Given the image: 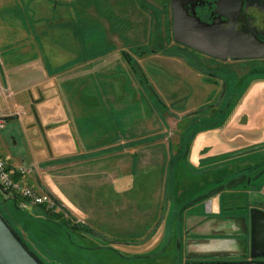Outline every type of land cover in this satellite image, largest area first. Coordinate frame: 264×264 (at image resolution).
I'll use <instances>...</instances> for the list:
<instances>
[{"label":"crops","instance_id":"1","mask_svg":"<svg viewBox=\"0 0 264 264\" xmlns=\"http://www.w3.org/2000/svg\"><path fill=\"white\" fill-rule=\"evenodd\" d=\"M102 3L105 9L98 10L91 0H24V12L21 1L0 0V108L6 120L4 129L0 130V154L12 176L48 194L58 204L57 211H69L76 218L99 226L105 225L111 216L118 227H110L109 231L120 232L127 222V206L134 213L139 211L145 193L146 199L157 200L154 193L161 180L151 171L158 167L155 152L158 145L140 147L143 136L156 134L151 127H142L147 116L123 125L120 115L111 113L114 108L107 103L108 94L92 97L90 81L94 73L105 74L107 78L103 80L107 83L114 81L113 66L121 68L127 77V49H143L144 39L151 40V25L155 21L147 5L142 10L134 0H102ZM160 12L164 30H168L163 5ZM130 13L141 14L140 19L130 18ZM143 13H146L144 18ZM93 23L100 26L101 40L107 43L105 49L96 53V58L89 29ZM150 49L151 54L157 50ZM238 63L240 69L247 71V65H240L246 62ZM208 79L204 78L203 82H211ZM153 83H148L152 91L147 100L143 99L145 103L150 104L153 99L158 102ZM142 86L139 81V88ZM172 91L173 95L175 90ZM114 100L113 97L114 107H120L119 101ZM257 118L259 121L254 126L231 120L222 129L232 139L228 143L231 146H225L227 150H236L234 143L257 144L255 150L264 147V108ZM128 138L131 142H127ZM196 144L192 150L201 154L223 152L220 141L195 148ZM169 147L170 144L168 151ZM248 147L245 150L249 151ZM141 150L149 153L145 156ZM20 169L25 172L21 173ZM136 170L147 171L149 191L142 192L143 185H139L141 189L126 185L122 175ZM151 208L156 209V205ZM194 214L191 220L187 219L188 225L204 218L198 212ZM214 225V221L203 223L197 231L211 234L197 238V242L217 246L209 251L232 250L233 246L227 247L230 240L215 239L219 235Z\"/></svg>","mask_w":264,"mask_h":264},{"label":"rangeland","instance_id":"2","mask_svg":"<svg viewBox=\"0 0 264 264\" xmlns=\"http://www.w3.org/2000/svg\"><path fill=\"white\" fill-rule=\"evenodd\" d=\"M19 1L23 3L21 8L25 12L24 0ZM134 1L138 2V6L140 3L142 10L146 8L145 0ZM146 1L150 3L147 8L155 21L151 25L152 37L149 42L144 39L146 45L143 49L137 50L136 47L127 49L125 61L127 77L122 74L121 68L113 66L111 72L115 75V78H112L114 81L107 83L103 80V77L107 78L105 74L94 73L90 82L92 97L97 99L108 94L107 103L114 108V112L112 108L110 111L120 115L123 125L128 126V123L133 121L131 119L147 116L142 127H151L156 135L143 136L140 147L147 145L153 148L154 144L158 145L155 151L158 169L154 168L151 171L159 175L158 181L161 180L154 193L157 200L155 202L146 199L145 193L146 196L141 198V209L139 210V205L137 206L139 211L136 210L134 213V210H129L127 206V222L120 232L109 231L118 224L111 216L107 217L105 225L99 226L90 224L83 218L78 219L69 211L65 213L60 210V216L54 217L44 209L27 206L19 214V219H16L17 213L8 211L17 222L21 236L24 240L26 237L30 247L47 264H196L193 263V257L186 255L207 253L212 246H217L186 238L182 241L183 246L178 250L171 240H167L169 226L173 224L177 228L174 224L176 221L172 222L171 209H179L182 204L215 189L218 175H230L235 170L219 169L215 167L216 164L229 166L242 162L253 163L256 159L257 144L248 142V145H240L232 141L236 150H227L231 146L228 143L232 139L224 135L226 133L222 129L231 120L246 123L248 126H254L259 121L257 117L262 114L264 108L263 65L256 60L240 63L241 66L247 65V71L234 64L221 66L212 59L180 48L172 41L170 35L169 14L166 16L169 32L164 36L166 29L164 30V19L160 12L162 0ZM91 2L98 10L105 9L102 0H91ZM134 14L136 13H130V18L140 19L141 14ZM145 15L146 13H143L142 17L144 18ZM89 29L92 31L91 47L96 58L98 56L96 53L105 49L107 43L101 40L103 32L98 24L93 23ZM151 47L157 49L152 54L148 52ZM143 50L147 52L140 54ZM232 69H237L238 74ZM239 74L243 76L239 78ZM143 77L147 79V83L142 82L141 90L139 81ZM208 77L218 80L215 83L203 82V79ZM222 80L225 81L226 87L222 95L218 96L222 90ZM149 81L155 82L153 88L158 98V102H155L152 97L150 104L143 102L152 91L151 85H148ZM182 83L186 84L181 87ZM172 90H175L173 95ZM113 97L114 101H119L120 107H114ZM140 97L142 102H139ZM209 105H212V108L197 115L193 113L198 108ZM248 140L251 141L250 138ZM219 141L223 149L221 154L214 155L211 152L209 154L213 156H209L207 153L201 154L192 150L195 143H197L196 148L198 145L217 144ZM127 142H131V139L128 138ZM169 144L170 151L167 150ZM246 146H250L249 151L245 150ZM148 153L145 150L143 155L146 156ZM137 171L122 175L125 177L126 185L131 187L143 185L142 192L149 191L148 180L145 178L147 171ZM212 198L213 196L210 199ZM204 204L205 201H201L187 206V212L207 214L203 210ZM154 205L156 209L151 208ZM72 225L76 228H71ZM213 237L208 239L211 240ZM229 246L232 245L227 247ZM109 247L114 248L118 253Z\"/></svg>","mask_w":264,"mask_h":264},{"label":"flooded vegetation","instance_id":"3","mask_svg":"<svg viewBox=\"0 0 264 264\" xmlns=\"http://www.w3.org/2000/svg\"><path fill=\"white\" fill-rule=\"evenodd\" d=\"M215 1L216 0H190V3L195 5L197 14L202 19H206L209 15V11L215 8ZM162 5L164 6V10H166L167 15L169 14L171 18L170 0H162ZM261 9H264V0H247V17H250L252 13L260 15ZM248 24L249 28H254L253 30L259 39H264V12H262V16H259L258 19L251 20ZM261 24L263 28L261 27ZM166 32H168V30H166ZM177 45H179L182 49L192 51L193 53L196 52L206 58L212 59L221 66L230 64L236 65L238 62H249L251 60H256L264 66V57L220 60L184 47L180 44ZM228 61L232 63H227ZM136 66L140 70L137 62ZM232 71L236 72L235 74H238L237 70L232 69ZM213 76L219 77L220 75ZM238 76L241 78L242 74H239ZM208 78L211 79V83H215L218 80L217 78H214V80H212L213 78L211 77ZM140 81L147 83V79L144 77L143 79H140ZM224 82L225 81L222 83V90L218 96L222 95L224 87H226ZM209 108H212V105L198 108L193 113L197 115ZM256 152V159L253 163L242 162L229 166L219 165L218 163V165H216V168L219 169L225 168L227 171H232V169L235 170L230 175H218L216 178V188H223L215 193L212 199L204 198L198 201H205L203 210H205L207 214H201L202 216L204 215V218H201L200 220L195 219V222L188 225L187 219L190 217L191 220V218L196 215L194 214L196 211L187 212L188 207H185L181 212H179L181 207L179 209H171L170 215L173 216L172 222L176 221L174 224H176L177 228H175V225L173 224L169 226L167 240H171L178 250L183 246L182 241L188 236H191L190 238L197 241V238L211 234L209 232L197 231L203 223L209 221H214V226L216 227V230H218L216 235H219V237H215V239L221 237L230 240L229 243L233 246L232 250L220 248L198 255L187 254V257L194 258L193 263L212 264L225 261L243 262L250 260H264L263 256L251 257L250 255V210L252 208H257L264 212V147L258 148ZM233 181L241 182L237 183L233 188H228L227 184ZM207 200H210V202L207 203ZM183 205L185 204H182L181 206Z\"/></svg>","mask_w":264,"mask_h":264},{"label":"water","instance_id":"4","mask_svg":"<svg viewBox=\"0 0 264 264\" xmlns=\"http://www.w3.org/2000/svg\"><path fill=\"white\" fill-rule=\"evenodd\" d=\"M214 5L215 8L209 11L208 17L202 19L190 0H170L171 36L174 43L220 60L263 58L264 39H259L254 28H249L248 23L262 16L264 9H261L260 15L252 13L247 17V0H216ZM239 182L241 181L229 182L227 187L233 188ZM222 188H215L189 201L179 212L204 198L210 199ZM208 202L210 200H207ZM250 223V255L264 256V212L252 208ZM0 264H45L23 241L1 209ZM212 264H264V260L225 261Z\"/></svg>","mask_w":264,"mask_h":264},{"label":"built area","instance_id":"5","mask_svg":"<svg viewBox=\"0 0 264 264\" xmlns=\"http://www.w3.org/2000/svg\"><path fill=\"white\" fill-rule=\"evenodd\" d=\"M6 125L5 114L0 108V130ZM21 173L25 169H20ZM0 199L5 202L15 200L21 209L27 206H44L46 210L55 212L59 210L58 204L45 193L36 191L31 186L19 179H15L7 169L6 164L0 154Z\"/></svg>","mask_w":264,"mask_h":264},{"label":"trees","instance_id":"6","mask_svg":"<svg viewBox=\"0 0 264 264\" xmlns=\"http://www.w3.org/2000/svg\"><path fill=\"white\" fill-rule=\"evenodd\" d=\"M6 206H7L8 208H6ZM2 208H3V209H2ZM4 208H5V210H4ZM39 208H40V209H44V210H46L44 206H39ZM0 209H1L2 213L4 214V216L9 220V222L12 224V226H13V227L15 228V230L18 232V234L21 236V234H20V232H19V230H18V227H17V222L15 221L14 218L11 217V215H10V213H9L8 211L11 210V212L17 213L18 216L16 217V219H19V214H21V213L24 211V209H21V208L18 206V204H17V202H16L15 200L5 202L4 200H1V199H0ZM46 212H47L48 214H50V215H53L54 217H59V216H60L59 211L52 212V211H50V210H46ZM74 227H75V225H72V226H71V228H74ZM75 228H76V227H75ZM21 238L23 239V241H25V243L28 245V247H29L32 251H34V250L32 249V247H30V245L27 243L26 237H25V240H24V238H23L22 236H21ZM109 248L112 249L115 253H118V251L115 250L114 248H111V247H109ZM34 252H35V251H34ZM35 254H37V253L35 252ZM38 256H39V255H38ZM43 262H44V261H43ZM44 263L47 264L46 262H44Z\"/></svg>","mask_w":264,"mask_h":264}]
</instances>
